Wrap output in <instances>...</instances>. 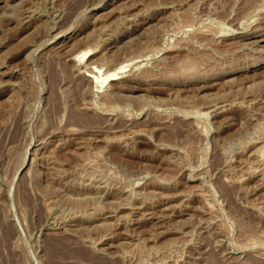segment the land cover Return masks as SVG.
Wrapping results in <instances>:
<instances>
[{
	"label": "rangeland",
	"instance_id": "obj_1",
	"mask_svg": "<svg viewBox=\"0 0 264 264\" xmlns=\"http://www.w3.org/2000/svg\"><path fill=\"white\" fill-rule=\"evenodd\" d=\"M0 264H264V0H0Z\"/></svg>",
	"mask_w": 264,
	"mask_h": 264
},
{
	"label": "bare ground",
	"instance_id": "obj_2",
	"mask_svg": "<svg viewBox=\"0 0 264 264\" xmlns=\"http://www.w3.org/2000/svg\"><path fill=\"white\" fill-rule=\"evenodd\" d=\"M87 55V52H85L84 54H82V55H80V54H77V55H75L72 59H71V61L73 62V64L74 65H76V67H79L80 65L78 64V62L81 60V59H83L85 56ZM90 63V62H89ZM77 69V68H76ZM84 69L87 71V75H86V77L90 80V79H97L95 76L97 75V73H98V71H95L94 69L92 70V71H88V65H85L84 66ZM83 69V70H84ZM81 72V71H80ZM94 73L96 74V75H94ZM114 80V79H113ZM262 151V150H261ZM263 154V153H262ZM257 161V160H256ZM240 176V175H239ZM137 207V206H136ZM163 218V217H162Z\"/></svg>",
	"mask_w": 264,
	"mask_h": 264
}]
</instances>
